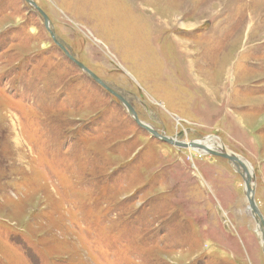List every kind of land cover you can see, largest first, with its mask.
Listing matches in <instances>:
<instances>
[{"label":"rangeland","instance_id":"374dc122","mask_svg":"<svg viewBox=\"0 0 264 264\" xmlns=\"http://www.w3.org/2000/svg\"><path fill=\"white\" fill-rule=\"evenodd\" d=\"M32 1L143 123L246 162L264 217V0ZM206 152L0 0V264H264L242 175Z\"/></svg>","mask_w":264,"mask_h":264},{"label":"water","instance_id":"95a60500","mask_svg":"<svg viewBox=\"0 0 264 264\" xmlns=\"http://www.w3.org/2000/svg\"><path fill=\"white\" fill-rule=\"evenodd\" d=\"M25 1L28 2L34 9H36V11L39 12V14L41 15V17L44 20V24H45L46 29L50 32V34L54 40V43L57 46H59L63 50V52L66 54V56L72 62H74L81 70H83L85 73H87L89 76H91L98 84H100L102 87H104L106 90H108L113 96H115L119 101H121L124 104V106L127 108L129 114L134 118L135 122L141 128L146 130L153 137L161 139V140H163L169 144H172V145L180 147V148L193 149L196 151L202 148L199 144L200 142L193 141L190 143H186V142L177 141L173 138H167V137L159 134L150 125L143 123L139 119L134 108L125 99H123L118 93H116L114 90H112L110 87H108L98 76H96L91 70H89L83 63L79 62L74 56H72V54L68 51V49H66V47L58 41L55 33L51 30V23H50V19H49L48 15L40 7H38L34 1H32V0H25ZM208 152H209L208 154H210V155L219 156V157H222V158L229 160L234 165L236 170L242 175L244 182H245L246 197H247L248 202H249V208L255 214V218L260 219L262 226L264 228V217L261 214V212H260V210H259V208L255 202V197H254L255 190H254V186L252 185V179L253 178H252L251 174H249L248 170L243 169V171L242 170L240 171L236 167V161L240 160V158L237 155L231 154V153L215 152V151H211V150H208ZM241 163H242V161H241Z\"/></svg>","mask_w":264,"mask_h":264},{"label":"bare ground","instance_id":"6f19581e","mask_svg":"<svg viewBox=\"0 0 264 264\" xmlns=\"http://www.w3.org/2000/svg\"><path fill=\"white\" fill-rule=\"evenodd\" d=\"M209 139H212V138H209ZM209 139H206V141L207 140H209ZM200 145H204V146H206V147H208V149L209 148H211V146H212V144H210L209 142H205V140L202 142V143H199ZM213 147V146H212ZM202 150H204V151H207L205 154H208L209 152H208V150L206 149L205 150V148L203 149V148H201ZM193 150V149H192ZM209 150H211V149H209ZM196 151V150H195ZM199 150H197V152H198ZM211 151H215V152H224V153H228V151H225V149L222 147V149L221 150H219V149H217V148H214V150H211ZM239 161H242V163L244 164V166L239 162ZM237 160L236 161V167L241 171H243V169H245V170H247L248 169V171H249V174H251V176H252V169L248 166V164L246 163V162H244L242 159H240V160ZM247 168V169H246ZM252 185H253V181H252ZM254 197H255V194H254ZM249 210H251L250 208H249ZM247 212H248V209H247ZM251 215H252V217L254 218V220L256 221V223H257V231H258V233L261 235V239H262V241H263V243H264V228H263V232H262V230H261V227H260V224H259V221H260V219H256L255 218V214L252 212V210H251ZM254 215V216H253ZM261 222V221H260ZM261 225H262V223H261ZM263 227V226H262Z\"/></svg>","mask_w":264,"mask_h":264},{"label":"crops","instance_id":"0c3cea01","mask_svg":"<svg viewBox=\"0 0 264 264\" xmlns=\"http://www.w3.org/2000/svg\"><path fill=\"white\" fill-rule=\"evenodd\" d=\"M212 143H213L214 145L212 144L213 147L211 146V148H209V149L214 150V148H217V147L220 148V146L217 145L216 143H214V142H212ZM216 146H217V147H216ZM218 148H217V149H218ZM221 148H222V147H221ZM209 149H207V150H209ZM225 151H226V150H225Z\"/></svg>","mask_w":264,"mask_h":264}]
</instances>
